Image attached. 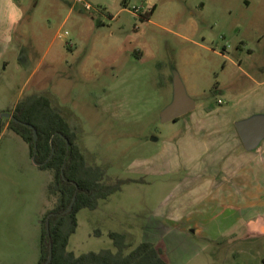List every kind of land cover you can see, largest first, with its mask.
Wrapping results in <instances>:
<instances>
[{"label":"rangeland","instance_id":"obj_1","mask_svg":"<svg viewBox=\"0 0 264 264\" xmlns=\"http://www.w3.org/2000/svg\"><path fill=\"white\" fill-rule=\"evenodd\" d=\"M73 1L19 0L22 18L0 58V114L29 96L46 97L75 129L86 162L104 169V182H127L95 210L78 212L67 250L114 251L108 233L115 232L125 235L129 250L141 242L161 247L168 264H261L264 236L231 240L225 206L193 202L191 194L179 219L160 217L180 202L181 174L161 168L168 143L190 132L240 145L238 116L223 109L256 91L247 78H264V27L234 30L243 20L191 19L197 0H152L153 14L146 0L91 2L90 10ZM167 3L171 10L163 8ZM175 78L195 105L220 110L209 115L198 108L162 123ZM0 120V264H37L41 222L55 204L47 193L51 174L34 165L28 146ZM213 123L224 127L210 130ZM199 124L213 126L202 131ZM240 248L247 254L233 255Z\"/></svg>","mask_w":264,"mask_h":264},{"label":"crops","instance_id":"obj_2","mask_svg":"<svg viewBox=\"0 0 264 264\" xmlns=\"http://www.w3.org/2000/svg\"><path fill=\"white\" fill-rule=\"evenodd\" d=\"M114 1L81 0V4L89 5L94 2L96 6H100L101 2L113 3ZM18 2L19 0H0V58L8 48L10 33L22 18V9ZM187 2L190 1L187 0ZM215 2L217 5L211 7L208 0L195 1L189 9L190 18L197 16L243 20L233 27L234 30L254 27V24L255 28L264 27V23L258 24L254 21L264 18V0H215ZM234 2L235 7H233ZM73 4H78V0H74ZM143 4L148 13L155 12L154 1L146 0ZM164 6L163 8L171 10L169 3ZM175 10H182V6L176 5ZM261 39L262 35L258 39L259 42ZM237 68L240 70L238 66ZM261 73L264 74V69ZM247 79L257 86L256 91L246 96L244 100L235 102L226 109L222 108L225 113L227 111L238 116V120L233 123L235 132L236 122L256 114H264V78L250 77ZM193 103V110L186 115L193 114L198 108L204 109L209 115H214L220 110V108L205 107L202 104L195 105L194 101ZM213 125H217L216 128ZM213 125H209V127H214L210 128L213 131L224 127L223 123H213ZM195 127L198 125L196 124ZM199 127L202 131L209 130L207 125ZM236 135L241 146L237 144L232 147L215 138H191L190 132L179 135L168 143L166 157L161 161L163 164L161 168L168 174H181L178 182L180 202L178 205L171 203L165 206L162 209L165 212L162 211L163 215L160 218L168 216L179 219L183 213L182 207L185 199L192 194L191 201L193 202L207 199L226 207V212L229 214L226 228H231L228 232L231 234L229 237L231 240L238 241L246 233L264 236V140L257 149L246 152L237 132ZM241 254H247V249L240 248L239 251L233 252L235 256Z\"/></svg>","mask_w":264,"mask_h":264},{"label":"trees","instance_id":"obj_3","mask_svg":"<svg viewBox=\"0 0 264 264\" xmlns=\"http://www.w3.org/2000/svg\"><path fill=\"white\" fill-rule=\"evenodd\" d=\"M11 114L17 122L6 120L7 129L28 146L30 157L35 153L34 161L38 168L51 174L47 193L54 197L55 204L41 222L37 264L46 262L50 250L52 256L49 264H168L161 247L141 242L129 250L125 235L115 232L108 233L114 251L101 250L79 256L69 252L68 241L77 228L78 212L82 209L95 210L100 200L107 199L127 182H104V169L86 162L78 146L75 129L70 127L61 111L52 106L46 97L29 96L19 101ZM1 123L0 120V126ZM29 126L33 127L37 135L35 151ZM73 197L75 200L71 211L63 215ZM50 214L46 231L45 220ZM261 264H264V255Z\"/></svg>","mask_w":264,"mask_h":264},{"label":"water","instance_id":"obj_4","mask_svg":"<svg viewBox=\"0 0 264 264\" xmlns=\"http://www.w3.org/2000/svg\"><path fill=\"white\" fill-rule=\"evenodd\" d=\"M172 82H173L172 100L170 104L166 106L163 109V111L160 113V121L162 123L174 122L178 118L191 112L194 108V103L186 95V92L180 80L178 78H175ZM0 119L13 120L14 122H17L13 118L11 113L0 114ZM234 127L241 140L243 148L246 152L254 151L255 149L258 148L262 140H264V114H256L244 120H240L234 124ZM29 128H31L32 133H33V142H34L33 150L35 151L36 141H37L36 131L31 126H29ZM66 146L68 148L69 146L68 143H66ZM52 154H53V150L51 151V156ZM31 158H32V162L34 163V165L38 166V164H36L34 161L35 153L33 154ZM74 200H75V197L72 198V201L69 207L67 208L65 212H63V215L71 211ZM51 215L52 214H50L45 220L46 231H48V218ZM51 256L52 255H51V250H50L48 258L44 264L50 263Z\"/></svg>","mask_w":264,"mask_h":264},{"label":"built area","instance_id":"obj_5","mask_svg":"<svg viewBox=\"0 0 264 264\" xmlns=\"http://www.w3.org/2000/svg\"><path fill=\"white\" fill-rule=\"evenodd\" d=\"M78 3H81V0H78ZM83 6H84V9H85V10H90V6H89L88 4H83ZM132 10H133V13H132V14L135 16V14L138 12V9H137L136 7H133ZM66 36H67V32L64 31V32H62V33H59V34L57 35V38L60 39V40H62V39H64Z\"/></svg>","mask_w":264,"mask_h":264}]
</instances>
